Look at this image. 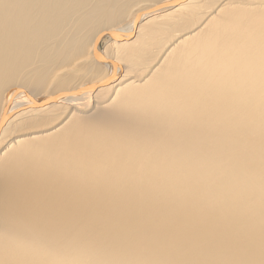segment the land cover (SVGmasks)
<instances>
[{
  "label": "bare ground",
  "instance_id": "bare-ground-1",
  "mask_svg": "<svg viewBox=\"0 0 264 264\" xmlns=\"http://www.w3.org/2000/svg\"><path fill=\"white\" fill-rule=\"evenodd\" d=\"M176 1L0 0V264H264V0Z\"/></svg>",
  "mask_w": 264,
  "mask_h": 264
},
{
  "label": "water",
  "instance_id": "water-1",
  "mask_svg": "<svg viewBox=\"0 0 264 264\" xmlns=\"http://www.w3.org/2000/svg\"><path fill=\"white\" fill-rule=\"evenodd\" d=\"M183 1H185V0H177L176 2H168L166 4L155 7L151 11L170 8V7L178 5L179 3L183 2ZM104 37H109V38L116 39V40H123V36H120V34L117 31L107 32V33H105Z\"/></svg>",
  "mask_w": 264,
  "mask_h": 264
},
{
  "label": "rangeland",
  "instance_id": "rangeland-1",
  "mask_svg": "<svg viewBox=\"0 0 264 264\" xmlns=\"http://www.w3.org/2000/svg\"><path fill=\"white\" fill-rule=\"evenodd\" d=\"M116 26H118V24H116ZM119 26H122V24L119 23ZM106 42H107V39H105V40H103V41L101 42V48H102V49L106 48V45H107Z\"/></svg>",
  "mask_w": 264,
  "mask_h": 264
}]
</instances>
